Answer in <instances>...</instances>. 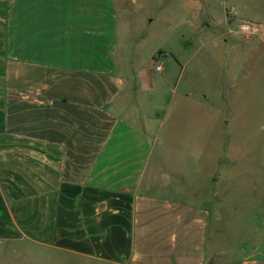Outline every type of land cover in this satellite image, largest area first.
<instances>
[{
    "label": "crops",
    "instance_id": "obj_1",
    "mask_svg": "<svg viewBox=\"0 0 264 264\" xmlns=\"http://www.w3.org/2000/svg\"><path fill=\"white\" fill-rule=\"evenodd\" d=\"M231 8L220 43L244 52ZM120 21L115 0H0V264H264L263 232L155 190L177 186L154 177L159 96Z\"/></svg>",
    "mask_w": 264,
    "mask_h": 264
},
{
    "label": "rangeland",
    "instance_id": "obj_2",
    "mask_svg": "<svg viewBox=\"0 0 264 264\" xmlns=\"http://www.w3.org/2000/svg\"><path fill=\"white\" fill-rule=\"evenodd\" d=\"M115 2L120 45L134 46L128 49L133 65L159 96L152 113L157 115L153 126L161 128L153 158L160 169L154 177L165 172L177 186L155 190L191 202L206 198L220 231L227 227L233 241L241 230L254 238L264 234V0ZM194 3L208 7L207 14L195 17ZM232 5L238 9L226 10L225 25L248 42L243 53L220 43L226 29L217 22ZM248 21L258 24L253 36L240 31ZM159 51L160 73L154 71ZM195 164L198 169H193ZM40 264L68 262L42 256Z\"/></svg>",
    "mask_w": 264,
    "mask_h": 264
},
{
    "label": "built area",
    "instance_id": "obj_3",
    "mask_svg": "<svg viewBox=\"0 0 264 264\" xmlns=\"http://www.w3.org/2000/svg\"><path fill=\"white\" fill-rule=\"evenodd\" d=\"M240 31L247 36H253L258 32V24L250 21L244 22V24L240 26ZM162 62H163V54H159L158 60L155 61V65H154L155 72L159 73L162 71Z\"/></svg>",
    "mask_w": 264,
    "mask_h": 264
}]
</instances>
